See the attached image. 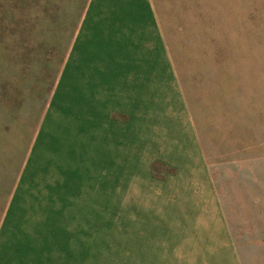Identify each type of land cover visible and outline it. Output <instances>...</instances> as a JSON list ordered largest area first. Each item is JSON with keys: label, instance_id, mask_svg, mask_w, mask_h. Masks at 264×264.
<instances>
[{"label": "rangeland", "instance_id": "rangeland-1", "mask_svg": "<svg viewBox=\"0 0 264 264\" xmlns=\"http://www.w3.org/2000/svg\"><path fill=\"white\" fill-rule=\"evenodd\" d=\"M0 264H264V0H0Z\"/></svg>", "mask_w": 264, "mask_h": 264}, {"label": "crops", "instance_id": "crops-1", "mask_svg": "<svg viewBox=\"0 0 264 264\" xmlns=\"http://www.w3.org/2000/svg\"><path fill=\"white\" fill-rule=\"evenodd\" d=\"M131 82V81H130ZM130 82H128V83H130Z\"/></svg>", "mask_w": 264, "mask_h": 264}]
</instances>
